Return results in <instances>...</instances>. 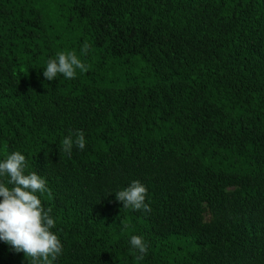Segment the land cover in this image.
Masks as SVG:
<instances>
[{"label":"trees","instance_id":"1","mask_svg":"<svg viewBox=\"0 0 264 264\" xmlns=\"http://www.w3.org/2000/svg\"><path fill=\"white\" fill-rule=\"evenodd\" d=\"M61 51L93 75L47 80ZM15 151L46 180L54 264H264V0H0V162ZM136 180L151 212L116 200ZM0 264L29 262L0 241Z\"/></svg>","mask_w":264,"mask_h":264},{"label":"clouds","instance_id":"2","mask_svg":"<svg viewBox=\"0 0 264 264\" xmlns=\"http://www.w3.org/2000/svg\"><path fill=\"white\" fill-rule=\"evenodd\" d=\"M89 47L85 42L81 50L83 55H87ZM77 69L82 72L88 70L75 51H61L47 61L43 76L49 81H53L58 74L74 79ZM73 145L84 150L86 141L82 130L70 133L62 140V149L69 155ZM26 168V157L20 151L8 154L0 162V177H7L6 181L0 180V241L16 253H24L29 264H54L62 253L63 245L52 231L55 220L50 216L51 209L45 210L38 195L49 190L42 176L36 172L26 174ZM115 195L123 208L145 212L152 210L145 203L147 188L139 180L131 182ZM130 245L138 253L136 260H143L148 250L144 239L133 235Z\"/></svg>","mask_w":264,"mask_h":264},{"label":"rangeland","instance_id":"3","mask_svg":"<svg viewBox=\"0 0 264 264\" xmlns=\"http://www.w3.org/2000/svg\"><path fill=\"white\" fill-rule=\"evenodd\" d=\"M85 65L87 66L88 70L87 72H82L80 71L79 69L76 70V74H82L84 77L86 76H92L93 73H92V69H93V65L92 64H89V63H85ZM141 67V66H140ZM140 67H138L137 69H135L133 72L136 73L137 71H141L140 70ZM139 69V70H138ZM92 79H90L91 81ZM98 83H101V84H107V81L106 80H98Z\"/></svg>","mask_w":264,"mask_h":264}]
</instances>
